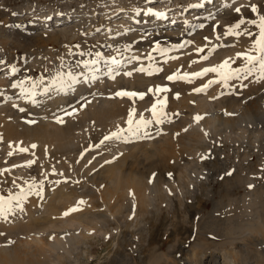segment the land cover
<instances>
[{"label": "bare ground", "instance_id": "bare-ground-1", "mask_svg": "<svg viewBox=\"0 0 264 264\" xmlns=\"http://www.w3.org/2000/svg\"><path fill=\"white\" fill-rule=\"evenodd\" d=\"M226 1H229V4L224 3L225 5L217 11L215 8L218 4L208 8L205 18L196 24L195 20H174L176 16L169 20L148 15L147 11H144L145 15L141 11L139 14L138 11L136 14L132 12L131 19L139 21L140 29L137 32L129 30L128 25H125L122 32L114 39L107 40V43H92V51L86 48L89 43L84 39L86 33H83L81 27L86 16V10H83V13L75 16L76 19L71 20L75 25L61 32L62 37L61 34L46 36L48 43L44 49L48 50L43 57L30 52V55L21 56L22 58L14 62L1 64L4 67L0 70V169L10 171L0 172V182L8 176L13 193L20 190L17 185L27 189L29 181L33 182L29 180L30 169L36 166L42 172L37 178L38 182L48 183L32 191L27 200L23 201L22 210L16 208L13 213L8 214L7 219L0 218V264H91L93 261V264H100L103 259L102 251L97 253L92 250L93 240L98 244L102 239L105 241L104 257L109 258L119 247L121 233L133 222L130 210L145 211L147 207L152 206L160 211L163 202L169 212L175 213L179 208L177 209L171 194L176 192L180 208L184 212L186 198L189 194L197 193L199 187L196 186L203 180L201 173L208 176L204 166L207 158L202 157L209 151L201 143L208 138L210 132H213V136L229 140L226 143H243L247 140L252 145L260 146L261 133L256 137L254 135V140H251L253 137L251 138L249 130V125L255 122L254 112L264 113V104L261 103L264 100V79H259V72H254L246 79H233L229 85L220 80L200 92L194 89L201 88L214 78L219 80V74L210 72L192 77L190 82L167 79L169 75L177 72L181 75L199 72L204 68L219 65L230 57L232 68L244 63L243 57L237 58L236 54L248 52L253 42L243 34H226L230 28L226 26L229 20L226 14L231 7L238 8L252 2L247 5L248 9L264 0H223ZM31 7L29 5L26 9H31L32 15L27 14L29 19L23 21H18L17 17L22 16L24 8L11 9L15 20L0 32V46L3 51L14 49V46L23 43L21 40L30 35L38 20L46 25L54 17L56 20L62 16L64 19L70 17L69 11L61 15L60 12H53V9L35 12L36 9ZM155 11L167 13L157 9ZM145 18L152 21L148 22ZM59 24L62 23L57 25ZM152 26L154 29H150ZM219 27L224 28V32L220 34L219 40L222 41L215 48L216 51L210 56L197 52V48H202L205 37L219 34ZM61 43L65 45L67 59L59 54ZM157 44L160 45V50H154ZM181 44L184 46L179 47ZM118 46L120 47L117 48ZM17 51L12 54H17ZM89 52L92 55H89ZM96 52L103 53L105 58L115 56L123 62L116 72L109 74L102 60L99 65L93 66L98 68L96 78L85 82L79 74L92 76V73L83 63L77 65V61L96 59ZM131 56H139L140 59L129 62ZM204 56L207 59H202ZM12 66L18 71L13 73ZM141 66L146 69L144 72L137 70ZM157 67L162 71H154ZM69 70L78 75L81 83L61 91L53 84V78L58 72L66 73ZM149 71H153V74H148ZM128 72L132 74L127 75ZM43 73L48 76L45 78ZM27 75L36 81L44 78L43 83L36 88L33 98L35 103L21 92L20 87H12V84L20 81H24L26 87L31 86ZM151 84L154 90L156 86H166L170 91L147 94L148 88L145 85ZM46 87L47 92L44 91ZM259 89H262V92L257 95L256 102H239V99L234 98L237 94H243L241 99L248 100L249 91ZM122 90L146 95L143 99L138 96L115 95ZM177 93L179 98H176ZM229 93L233 95H228ZM164 97L167 98L168 112L165 111L167 115L162 117V123L154 122L147 129H142L140 136L133 137L126 132V140L111 139L100 144L106 135L117 128L127 129L126 121L133 107L136 109L137 119L141 114L145 118H151V113L146 109H150L158 98ZM197 115L202 117L198 121L194 119ZM57 117L64 122H58ZM144 132L147 135H143ZM33 144L37 147L31 148ZM97 144L100 146L96 147ZM20 148L29 150L22 152L19 151ZM185 154L190 156V165L182 161ZM235 154L238 158L241 153L237 150ZM242 156L244 157L235 161L239 172H219L225 178L229 173L233 174L234 179L240 183L248 180L250 185L254 182L253 176L244 173L249 170L250 162L246 153ZM30 160L35 162L28 166L27 161ZM158 160L181 162L178 180L174 183H162L158 175L145 174L138 169H124L128 161H152L150 164L154 168L152 165L155 164L152 163L159 162ZM215 166L218 169L216 162ZM191 168L193 170H190ZM184 175L187 177L186 181ZM36 191H41V194L37 195ZM257 192L253 200L244 198L242 203L236 206L242 207L244 214L250 209L248 212L253 214V217L247 221H236V214L228 218L229 223L223 226L228 238L224 244H227L228 248L221 255L214 256L212 252L204 250L201 243L189 246L179 241L157 253L153 248L149 250L150 243L147 239V244L138 236L133 239L138 233L137 229V233L131 238L133 240H129V245L132 250L137 248L140 253L147 252V264H249V260L242 262L240 256L242 257L245 251H253L252 243L255 241L264 243V190ZM223 197L226 198L227 195ZM80 200L86 202L79 205L80 210L64 215L66 211L77 206ZM96 200H99L100 206L94 203ZM231 204L235 207L237 202L232 201ZM123 211H127L123 213L124 217L121 215ZM136 218L138 217L133 219ZM220 226L222 227L221 224ZM236 239H242V243H237ZM165 242H170L168 236ZM257 259V264H264L263 258Z\"/></svg>", "mask_w": 264, "mask_h": 264}, {"label": "rangeland", "instance_id": "rangeland-1", "mask_svg": "<svg viewBox=\"0 0 264 264\" xmlns=\"http://www.w3.org/2000/svg\"><path fill=\"white\" fill-rule=\"evenodd\" d=\"M200 3H203L204 6L200 8L190 7V5L200 4ZM224 3L229 4V1L223 2V0H211V3H208L206 2V0H204V2L203 0H0V32L2 30H5L4 28L10 26L15 20L14 17H12L11 15L12 14L11 9L24 8V12L22 13V16L17 17L18 21L28 20L29 16L27 14L31 13L29 15H32L31 9L30 10L29 8L26 9L29 5L32 6L31 7L32 9H36L35 12H39L45 9H53V12H55L56 14H59V12L60 14L61 13L64 14L65 11H69L70 14V17L66 19L62 18L63 17L62 16L59 20H56V17H54L46 25L43 24V21L38 20L37 21L38 24L31 29L30 35L27 36V38L26 37L23 38L24 40L23 39L21 40L23 41V43L19 44V46H14V49L3 51L4 50L3 47L0 46V70L1 67H4V65H1L3 64V62L4 63L14 62L15 60H18V58L25 57L27 54L30 55V52L32 53L35 52L37 56L43 57L46 51L48 50V49H44V46L48 43L47 42L48 38L46 36L49 34H54L58 36L64 30L72 28L75 25V22L73 21L71 22V20L76 19L75 16L83 13V10H86V14H85L86 16H85V22L81 27L83 33H86L84 39L88 40L87 42L89 43L86 48H88L89 51H92L94 49L92 47L93 45L92 43L94 44H97L98 42L107 43L108 41L114 39V37L119 35L122 32L123 27L125 25H128L129 30H132L133 32H137V30L140 29V25H138L139 24L138 20L134 21L131 19L130 14L132 12L136 14L137 11H141L143 15H145L146 13L144 11H147L148 9H153L155 11V9H157V10L166 11L167 13L165 14V18L169 20L172 16H176L174 20H180L182 18L188 19L189 21L195 20V24H196L200 19L205 18L208 8H213V6L218 4L215 8V10L217 11L219 8H221V6L225 5ZM248 4H245L246 6L243 5L239 7L241 8L240 13H237L235 11L237 7L235 8L231 7L232 9L230 8V10H228L226 14L227 18H229V20H227L226 22V26L230 27V25H234L240 19H244L245 24L241 25V30L247 28L251 32L255 33L256 35H253L252 37L246 35L249 41L253 42L257 38V35L259 33V26H258L259 16L264 15V2L261 1L256 6L257 7L256 12H253L252 8L250 7L246 9ZM27 10H29L30 12ZM252 19L257 20V25H251L247 23V21ZM145 20L148 21V19L146 18ZM151 21L149 20L148 22ZM58 23H62V24L57 25ZM44 27L45 29H42ZM152 28L154 29L153 26L150 29ZM217 31L219 32V34H212L210 37H208L209 38L208 40H205L204 38L203 45H201V47L204 49L203 53L206 56H210L214 51H216L215 48H217L220 42L222 41L219 39H220V34L224 32V28L219 27ZM60 47H61V51L60 53L59 52L58 53L62 56V58L67 59L68 57H67V53L65 52V45L61 43ZM67 47L70 48L69 45ZM119 47L120 46H118L117 48ZM104 49L106 50V48ZM14 50L15 51L18 50L17 51L18 53L17 54L14 53L13 55L12 52H15ZM242 65L243 64L235 66L234 68L241 67ZM43 75L45 76V78L48 76L46 73H43ZM145 86L148 88L147 94L151 95L152 92H149V89L151 88L154 90V87L152 86V84ZM259 90H250L247 97L248 100H246L245 98L241 99V97H243L242 96L243 94L242 95L237 94L234 98L239 99V102H241L242 100L247 102L248 101L256 102L257 95L262 92V89L260 91ZM233 93H229L228 95H233ZM261 103L264 104V100L261 101ZM165 111L168 112V109L166 107H165ZM254 117H255V122H252L249 125V130H251L250 131L251 138L253 137L251 140H254V135L256 137V135H259L261 133L259 136L260 137L259 140L261 141L260 146L252 145L247 140H245V142L243 141V143L241 142L242 144L240 142H234V141H230V143H226L229 142V140H226L221 136L220 137L213 136V132H210L207 136L208 138H206V140L201 143V145L204 148L206 147V150L210 152V153L208 152L209 154L207 153L206 155L207 159H205L204 161V166H206L205 170L208 171V176H206L205 174L203 175L201 173V178H203V180L201 182L199 181L196 186V188L199 187L197 189V193L195 195L189 194L188 197L186 198L184 212L183 209L180 208L179 205L180 202L176 192H173V194H171L172 198L174 199L177 205V209L179 208V211L176 210L175 213L169 212L165 207L166 204H164L163 202L161 204L160 211L156 210L157 208L152 206L147 207V210L145 211L137 210L135 212L134 210L133 212V210H130L129 213H131L133 216L131 214L130 215L133 218H135L136 216L138 218H136V220L132 218L133 222L129 223L131 228L129 226L126 229L127 232L125 231L121 233L119 238V242H120L119 247L114 251V253L109 258L106 259L104 257V254L106 253V249H103V247L105 246L104 244L105 241L102 239L98 244L96 241L93 240L94 244L92 246V250L94 252L97 251V253L102 251L103 259L100 264H147L148 260L147 257L145 256L147 252L140 253L137 248L132 250L131 245H129L131 244V241L129 240L133 238L137 232L138 233L133 239H137L136 237L138 236L139 238H141V240L144 241L143 243L147 244L149 242L150 243L149 250L150 248H153V250H155L157 253L162 252L172 243L179 241V242H185V244L189 246H194L195 244L201 243L203 245L202 248L204 250H207L208 252L209 251L212 252L214 256L221 255L224 252V250L228 248L227 244H224V242L228 238L223 229L224 228L223 226L229 223L228 218L236 214L237 216L234 217L236 221L239 220L241 221L244 219H246L247 221L248 218H252L253 214L248 212V210L250 209H248L246 211V214H244L245 212L242 209V207L236 208V206H238V203H242L244 198H249L253 200L255 198V192H257V190H264V149L258 148V147L264 148V113L261 111L254 112ZM230 145L231 148H229ZM214 148L215 150L213 151ZM237 150H239V152L241 153L239 154L238 158L244 157L242 155L246 153L247 159L250 162L249 170H246L244 172L248 176L250 175L253 176L254 182L250 185L248 180L245 181L244 183H240L237 182L232 176L235 172L237 173L240 171L239 166H237V162L235 163V161H237L238 159L236 158L237 156L235 154ZM254 151L256 152L254 153ZM182 161L185 164L190 165L191 162L190 156L185 154ZM150 162L128 161L127 163H125L126 165H124L125 166L124 169L126 171H131V170L136 171L138 169L144 172L145 174L151 173L150 175H154V174L158 175L159 178L162 180V183L163 182L174 183L176 180H178V175L181 172V165H182L180 164L181 162L177 163L178 161L177 162L163 161L164 162L163 164V162L160 160L159 162L162 163L156 161V163L159 164V165L157 164V166L155 162L152 163L155 164L152 165L154 166V168L151 167ZM168 162L170 164H167ZM215 162L216 164H218L220 168L218 167L217 169V167L215 166ZM160 165L161 167H158ZM1 167L2 165L0 166V168ZM148 170L149 172H147ZM190 170H193V168H191ZM220 170L222 172L223 170L224 172L233 170L232 171L233 174L230 173L225 178L220 175L219 172ZM227 172L226 174H228ZM41 173L42 172L35 166L34 168L30 169L31 179L29 180L39 185L40 182H38L37 178ZM183 177L184 180L186 181L187 180L186 175H184ZM9 180L10 178L6 176V178L0 182L1 183L0 195H4V196L9 195L8 191L10 190V186H11V182ZM42 182H43L42 185L48 183V181H42ZM202 182L203 184H201ZM31 183L32 182L29 181L27 186H29V184ZM42 185H40V188H42ZM224 195H227V197L224 198L223 197ZM221 199H223V201H221ZM263 200H264V196H263ZM232 201H234V203L237 202L235 207L231 204ZM246 201L248 200L246 199ZM94 203L97 204V206H100L99 200H96ZM123 213L125 214L127 213V211L121 212L122 217H124ZM241 213H243V215ZM213 224L216 225L213 226ZM220 224L222 225V227L220 226ZM167 236L169 237L170 242H165ZM146 239L148 240V242H146ZM236 242L242 243V239L240 240L236 239ZM252 244L254 245V247H252L253 245L250 246L252 247L253 251L252 250L249 251L251 247L248 246L250 248L247 249L248 248L247 247L246 250H248L249 252L247 253V251H245L247 254L243 252L246 256L248 255L247 258L246 256L244 257L243 254L242 257L240 256V259L242 262H246L247 260H249L250 261L249 264H257L256 261H258L257 259L258 257L264 259V245H263L264 243L255 241ZM73 263L78 264L75 262Z\"/></svg>", "mask_w": 264, "mask_h": 264}, {"label": "snow or ice", "instance_id": "snow-or-ice-1", "mask_svg": "<svg viewBox=\"0 0 264 264\" xmlns=\"http://www.w3.org/2000/svg\"><path fill=\"white\" fill-rule=\"evenodd\" d=\"M206 2L211 3V0H206ZM204 4H194L190 5V7L194 8H200L203 7ZM235 11L237 13L241 12V8H236ZM252 11L256 12L257 7L255 5L252 6ZM139 14V11L137 12ZM148 15H154L157 18H164L165 13L163 12H156L153 9H148L147 10ZM48 19H51V17H48ZM247 23L251 25H257V20L252 19L247 21ZM245 24L244 19H240L238 22H236L234 25H230L229 32L226 34H231V35H236L239 36L241 34L247 35L249 37H252L253 35H256L255 33L251 32L249 29L244 28L241 30V25ZM259 33L257 35V38L253 41L252 47L248 52H242V53H237L236 57L241 58L243 57L244 63L241 67H236L232 68L229 61L232 60V58L225 59L221 64L207 67L202 69L199 72H194V73H184V74H179L173 73L172 75H169L167 77L168 80H188L190 82V79L192 77H199L202 75H206L207 73H218L219 74V80L217 79H212L209 80L207 84L203 85L201 88H196L194 91L200 92L204 91L206 88L211 86L213 83H218L220 80L223 81L225 85H229V82L232 81L233 79H246L247 76L253 74L254 72H259L260 77L259 79H264V15L259 16ZM200 27H203V25H200ZM219 38V37H218ZM208 37H205V40H208ZM184 45L181 44L179 47H183ZM154 50H160V45L157 44L156 49ZM197 52H203V48H197ZM255 53V54H252ZM84 53H81L83 55ZM89 55H92L91 52L88 53ZM123 55V53H121ZM96 59L92 60H84V61H77V65L83 63L86 67H88V70L90 73H92V76H88L84 73H80V76H83L84 81H88L89 79H95V73L98 71L97 66L100 64V62L103 60L104 63L107 66V72L109 74H112L117 71L118 66L123 62L120 59H117L115 56L105 58L103 53L101 52H96L95 53ZM149 58H151L149 56ZM139 56H131L129 59V62L131 60H139ZM202 59H207L206 56L202 57ZM234 62V61H233ZM192 63H196V61H192ZM138 71L144 72L146 69L141 66ZM18 71V69L15 66H12V72L15 73ZM154 71H162L161 68L157 67L154 69ZM127 75H131V72L126 73ZM148 74H153V71H149ZM113 78H115L113 76ZM28 81L31 82V86L26 87L24 81H20L16 84H12V87H20L21 92L25 94L29 99H33L36 95V88L39 84L43 83V77L40 78L39 81L33 80L32 77L27 78ZM53 84L56 85L61 91L70 89L73 87V85L81 83V80L79 79L78 75L75 74L72 70L67 71L66 73L64 72H58L56 74V77L53 78ZM45 92L48 91V88L46 87L44 89ZM170 89H168L166 86H156L155 90L149 89V92H153L154 94L158 93H164L168 92ZM115 95L120 96V97H139L140 99H143L146 93H137V92H129V91H120L117 92ZM176 98H179V93L176 94ZM33 102L35 103L36 101L33 99ZM167 104V98L164 97L163 99H157L155 103L151 105L150 109H146V111H149L151 113V118H145L143 114L139 116V118H136V109L133 107L128 114L127 118V129L124 128H117L116 131L111 132L109 135H106L103 140L100 141V144H103L104 141L111 140V139H127L128 137L125 135V133L131 134L133 137H137L141 135L142 129H147L149 125L155 123H162L163 119L162 117H165L167 113L165 112V107ZM21 111H24V109H20ZM75 111V110H74ZM68 115H72L73 113H67ZM199 115L194 117L197 121L201 119ZM58 122L63 123L64 121L60 118L57 117ZM29 123H34L35 121H28ZM143 135H147L146 132L143 133ZM2 139V137H0ZM100 145L97 144L96 147H99ZM37 147L35 144L31 145V148ZM29 149L28 148H20L19 151L22 152H27ZM12 153H9L11 155ZM207 158V156L202 157V159ZM35 161H27V165L30 166L33 164ZM108 161H106L107 163ZM13 167H17V165H13ZM4 171H10V169H0V172ZM55 171V169H53ZM230 174V173H229ZM42 181L38 185L35 182H32L29 184L28 188L25 189L22 186L17 185V187L20 189L18 192L13 193L11 189L9 190V195L4 196L0 195V218L7 219L9 213H13L14 209L19 208L23 209V201L27 200L28 196L32 193L33 190L40 188V185H42ZM42 191V189H41ZM41 191H36L37 195L41 194ZM15 202V203H14ZM86 203L84 200H80L77 203V206H74L73 208L69 209L64 213V215H68L73 211H78L80 210L79 205H82Z\"/></svg>", "mask_w": 264, "mask_h": 264}]
</instances>
